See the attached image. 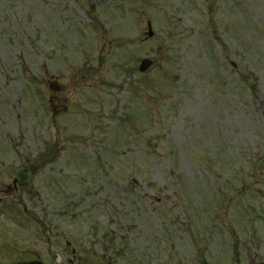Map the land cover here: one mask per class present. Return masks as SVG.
I'll list each match as a JSON object with an SVG mask.
<instances>
[{
    "label": "rangeland",
    "instance_id": "374dc122",
    "mask_svg": "<svg viewBox=\"0 0 264 264\" xmlns=\"http://www.w3.org/2000/svg\"><path fill=\"white\" fill-rule=\"evenodd\" d=\"M0 143L68 171L90 264H264V0H0Z\"/></svg>",
    "mask_w": 264,
    "mask_h": 264
},
{
    "label": "flooded vegetation",
    "instance_id": "af4514ba",
    "mask_svg": "<svg viewBox=\"0 0 264 264\" xmlns=\"http://www.w3.org/2000/svg\"><path fill=\"white\" fill-rule=\"evenodd\" d=\"M37 175L36 169H0V256H14L16 262L87 264L85 246L83 255L82 245L69 240L70 236L82 237L75 226L79 218L59 216L58 200H28L34 194L29 184ZM50 184L55 185L52 181ZM41 185L51 187L45 182ZM60 239L67 245L61 252Z\"/></svg>",
    "mask_w": 264,
    "mask_h": 264
},
{
    "label": "water",
    "instance_id": "95a60500",
    "mask_svg": "<svg viewBox=\"0 0 264 264\" xmlns=\"http://www.w3.org/2000/svg\"><path fill=\"white\" fill-rule=\"evenodd\" d=\"M149 35L152 36V35H153V32L150 31ZM151 63H152V62H151L150 60H144V61L142 62L141 70H146V69H148V68L151 66ZM52 86H53L54 89H59V87H58L57 84H55V83L52 84Z\"/></svg>",
    "mask_w": 264,
    "mask_h": 264
}]
</instances>
